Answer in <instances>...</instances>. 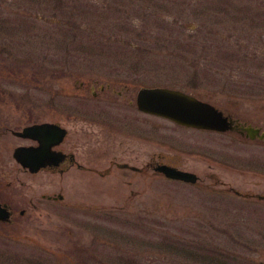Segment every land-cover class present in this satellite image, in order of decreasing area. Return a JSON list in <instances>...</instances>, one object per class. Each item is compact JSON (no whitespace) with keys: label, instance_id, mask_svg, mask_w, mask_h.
Wrapping results in <instances>:
<instances>
[{"label":"rangeland","instance_id":"obj_1","mask_svg":"<svg viewBox=\"0 0 264 264\" xmlns=\"http://www.w3.org/2000/svg\"><path fill=\"white\" fill-rule=\"evenodd\" d=\"M245 1L0 0L1 192L47 188L62 191L61 203L67 194L73 201L108 203L134 189L119 178H90L76 169L24 179L12 155L21 140L1 127L5 122L21 129L53 108L56 121L69 131L64 143L80 141L84 126L95 120L97 129L107 113L114 117L119 111L113 104L105 107L89 88L94 85L98 92L118 69L157 62H232L237 107L244 117L263 121L264 36L242 34ZM162 80L154 74L146 83ZM151 122L153 152L197 166L201 174L212 169L193 153L209 152L229 139L158 115ZM231 141L233 167L221 172L237 186L264 183V145ZM239 158L247 175L239 173ZM142 190L150 202L173 208L76 211L57 202L64 218L57 217L55 225L28 220L18 229L0 225V264H264V204L221 196L216 206L203 205L196 187L162 177L152 178Z\"/></svg>","mask_w":264,"mask_h":264},{"label":"flooded vegetation","instance_id":"obj_2","mask_svg":"<svg viewBox=\"0 0 264 264\" xmlns=\"http://www.w3.org/2000/svg\"><path fill=\"white\" fill-rule=\"evenodd\" d=\"M241 9L247 15L246 19L244 17L247 26L242 34L259 35V39L263 40L264 0L245 1L241 4ZM135 66L140 69L132 68ZM234 71L232 62H157L155 65H133L129 70L118 69L112 79L99 86L98 92L93 90L94 85L89 88L92 97L99 98L104 106L113 104L112 108H118L119 111L113 113L114 117H110L111 114L107 113L106 120L101 122L102 125L98 124L97 129L93 128L92 124L95 120L84 126L85 129H82L79 135L80 141L75 138L72 142L64 143L69 133L67 129L62 142L51 144V140L55 138L54 133H51L50 128L49 130L41 129L38 131V136L47 143L43 147L38 138L17 136L14 131L20 129H12L7 123L2 122L3 132L9 130L20 138L21 141L15 147H30L32 151L38 148L31 165L18 162L16 169L24 179H31L37 175L49 177L50 174L76 169L89 174L90 178H119L123 183L134 186V189L124 194L125 198L121 199L122 201L118 198L108 203L73 201L68 194L67 202L61 203L65 198L62 191L57 192L47 188H39L38 191L32 190L25 194H8L0 190V207L7 215L6 219H0V225H13L17 228L18 225L27 222L26 220L55 225L57 217L64 218L63 214L57 212L55 208L58 206L57 202L76 211L152 210L157 208L156 205H162L160 207L162 209L173 208L171 206L174 204L152 203L150 198L143 197L146 195V190L142 189L148 188L154 177L196 187L199 192L195 196L202 201L203 205L216 206V201L223 198L221 196L238 197L237 199L254 200L264 204V183L261 180L251 181L253 187H241L234 184L227 177L226 172H221L233 167V157L229 149L232 138L242 144L251 142L264 145V120L256 121L251 117H244V113L237 107L238 102L234 101L238 99L237 95L232 93L231 81H233ZM154 74L163 78L161 84L146 83ZM83 86L81 82V92ZM147 87H163L182 92L211 105L226 118L228 126L225 131L198 129L220 136L226 135L229 138L227 143L224 141L225 144L215 146L214 150L193 153L195 158L208 163L207 166L212 169L210 174L206 172L201 174L197 166H189L185 162L173 163L166 160L171 157L153 152L151 117L154 114L140 109L137 105L138 92ZM82 93L84 95L86 92ZM55 115V109L52 108L47 117L32 119L23 124L21 129L34 123H57ZM172 122L180 127L191 128ZM104 125L111 131L104 132ZM237 160L241 161L239 173L247 175L244 161L240 158ZM255 160L259 161L258 158ZM163 167L192 172L196 175V181L188 182L172 178L161 169ZM220 174L225 175L226 178ZM242 183L246 184L245 179ZM145 200L148 202H142ZM83 253L87 254L88 249L83 248ZM220 259L218 257L217 261Z\"/></svg>","mask_w":264,"mask_h":264},{"label":"water","instance_id":"obj_3","mask_svg":"<svg viewBox=\"0 0 264 264\" xmlns=\"http://www.w3.org/2000/svg\"><path fill=\"white\" fill-rule=\"evenodd\" d=\"M137 104L143 110L169 117L176 122L188 126L216 130H225L228 126L226 118L211 105L182 92L168 88L147 87L141 89L138 93ZM49 128L51 133L55 135V138L53 137L54 139L51 140V144L59 143L63 139L66 129L60 127L58 124H33L24 127L22 131H15V134L38 138L42 146L45 147L47 143L38 136V131L41 129L49 130ZM42 146L41 148H43ZM37 150L38 148H34V151H32L30 147L20 146L15 148L14 157L16 160L24 162V164L31 165L34 162V156ZM161 169L166 175L175 179L192 182L196 180V175L192 172L180 171L169 167H163ZM3 212L4 210L0 207V218L6 219L7 215Z\"/></svg>","mask_w":264,"mask_h":264}]
</instances>
